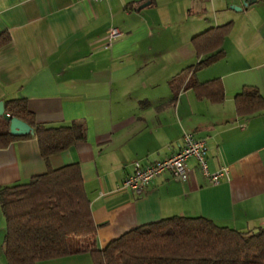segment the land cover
I'll list each match as a JSON object with an SVG mask.
<instances>
[{"label": "crops", "instance_id": "crops-1", "mask_svg": "<svg viewBox=\"0 0 264 264\" xmlns=\"http://www.w3.org/2000/svg\"><path fill=\"white\" fill-rule=\"evenodd\" d=\"M232 24L224 58L198 72L218 79L224 100L211 104L171 79L198 59L191 39ZM122 36L106 45V32ZM0 102L25 99L36 123H83L86 139L52 155L48 165L80 168L96 248L124 233L173 216L202 217L221 227H264V112L239 118L234 98L243 88L264 98V0H0ZM189 76H186L184 84ZM184 133L205 140L210 172L227 167L213 186L194 159L182 183L165 173L141 196L120 188L135 161L164 160ZM35 139L0 149V187L24 184L46 172ZM5 223L0 209V264ZM38 264H92L89 254Z\"/></svg>", "mask_w": 264, "mask_h": 264}, {"label": "trees", "instance_id": "trees-1", "mask_svg": "<svg viewBox=\"0 0 264 264\" xmlns=\"http://www.w3.org/2000/svg\"><path fill=\"white\" fill-rule=\"evenodd\" d=\"M231 29L232 24L227 23L191 39L198 61L170 80L174 98L183 89L191 90L198 100L223 102L218 79L199 83L195 76L224 58L222 46ZM9 42L7 33L0 34V49ZM234 106L236 115L247 119L264 112V98L256 89L245 87L235 95ZM4 111L29 125L34 135H10L9 122L0 117V149L15 141L35 139L47 166L46 172L27 183L0 187L6 264H38L84 253L92 264H264V227L243 232L202 217L173 216L143 225L98 250L97 226L79 166L53 169L48 165L52 155L85 141L84 124H38L25 99L6 101Z\"/></svg>", "mask_w": 264, "mask_h": 264}, {"label": "built area", "instance_id": "built-area-1", "mask_svg": "<svg viewBox=\"0 0 264 264\" xmlns=\"http://www.w3.org/2000/svg\"><path fill=\"white\" fill-rule=\"evenodd\" d=\"M99 2L101 0H93ZM122 36L117 28H110L106 32V45ZM205 140L196 138L192 133H184L177 152L170 157L153 163H142L135 161L132 164V171L121 181L120 188L129 190L137 196H141L144 188L155 178L169 173L173 179L185 183L190 176V170L186 166L189 159H194L196 166L207 181L216 186L223 180L229 179L227 167H221L215 172H210L206 163Z\"/></svg>", "mask_w": 264, "mask_h": 264}, {"label": "water", "instance_id": "water-1", "mask_svg": "<svg viewBox=\"0 0 264 264\" xmlns=\"http://www.w3.org/2000/svg\"><path fill=\"white\" fill-rule=\"evenodd\" d=\"M0 117L4 118L9 122V134L15 137H20V136H33L34 131L33 129L27 125L26 123L10 117L7 115L4 111V105L2 102H0Z\"/></svg>", "mask_w": 264, "mask_h": 264}, {"label": "bare ground", "instance_id": "bare-ground-1", "mask_svg": "<svg viewBox=\"0 0 264 264\" xmlns=\"http://www.w3.org/2000/svg\"><path fill=\"white\" fill-rule=\"evenodd\" d=\"M8 115V114H7Z\"/></svg>", "mask_w": 264, "mask_h": 264}]
</instances>
